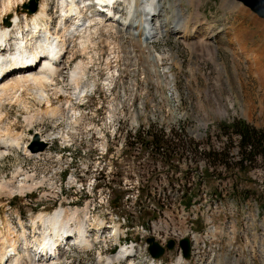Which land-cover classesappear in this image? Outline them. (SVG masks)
I'll return each instance as SVG.
<instances>
[{
  "label": "rangeland",
  "instance_id": "1",
  "mask_svg": "<svg viewBox=\"0 0 264 264\" xmlns=\"http://www.w3.org/2000/svg\"><path fill=\"white\" fill-rule=\"evenodd\" d=\"M55 1H46L49 20L54 23L59 15ZM176 1L179 12L191 15L190 29L200 28V35L177 38L172 35L174 30L162 24L164 16L171 15L170 0L159 3L156 36L150 41L141 39L140 43L139 35H130L129 28L114 32L95 20L100 30L89 49L93 63L86 70L87 79L79 85L86 90L93 86L94 92H87L80 105L73 104L78 100L69 75L86 57L77 42L71 43L60 63L57 83L73 98L77 120L69 118L60 106L66 97L58 96V86L48 93L52 105L64 114L56 119L37 116L29 130L25 118L37 109L44 110L34 92L19 95L27 103V112L20 106H5L7 117L1 128L23 133V144L33 132L41 131L52 145L40 155L41 160H27L21 150L0 159V183L18 190L15 178L21 168L23 173L35 175V184L41 186L26 199L10 198L0 191V214L6 202L21 213L56 207L61 192L64 198L60 201L66 206L78 201L83 205L86 192L73 186L72 176L87 182L103 177L104 189L99 194L109 190L110 198L104 203L123 218L130 228L129 238L142 240L137 243L140 246L151 237L162 246L176 241V253L163 256L165 262L174 264L179 255L177 242L194 234L190 264H264L263 161L258 160L251 169L248 164L244 169L236 166V144H227L228 138L220 135L217 127L242 120L264 132V20L230 0ZM125 6L121 12L128 3ZM203 22L212 28L207 29ZM108 69L116 71L112 82ZM108 82L111 86H106ZM159 135H167L169 140L166 143L164 136L159 138L167 146L163 158L148 143L143 145ZM192 145L200 147L193 149ZM208 150L230 151L235 159L228 163L229 168H223L205 157ZM17 180H23L22 175ZM252 189L257 195L251 194ZM150 192L165 198V206H150L152 199L146 200ZM44 193L50 197L45 198ZM94 193L99 196L97 190ZM93 206L95 215L99 204H92L91 210ZM137 226L144 228L138 234ZM93 260L92 252L88 256L66 253L57 264H93Z\"/></svg>",
  "mask_w": 264,
  "mask_h": 264
},
{
  "label": "bare ground",
  "instance_id": "2",
  "mask_svg": "<svg viewBox=\"0 0 264 264\" xmlns=\"http://www.w3.org/2000/svg\"><path fill=\"white\" fill-rule=\"evenodd\" d=\"M26 1L27 0H0V42H3V46L5 47L4 49H2V51H15V53L19 55L28 54L32 58L31 61L26 63L27 65L17 67L18 70H16V68L11 66L10 64V62L16 61V57H12L11 52L8 53L7 57L0 63V76H2V80L0 81V159H4L13 150H21V154L27 159H41L40 152L32 153L28 149L27 144L22 143L23 133L18 134V132L14 128L7 126L1 128L3 120L7 117V113L4 112L6 105L20 106L27 112V103L25 104L22 99H19V95L23 92H34V96L37 98V100L39 99V102L42 104V106H44V110L36 108L37 110L33 115L25 118L27 130L33 128V123L36 120L37 116L43 115L45 117L56 119L62 117V115L64 114L63 110L64 112H67L66 115L69 118L71 117V119L74 121L77 120L79 118V114L74 111L75 108L73 109V104L78 105L80 100L84 101L87 97V92L91 95L94 92L93 86L89 90H86L83 87L85 89L84 90L80 88L79 85L80 82L87 79L86 70L90 69V65H92L93 63V56L90 55L89 49L94 47L92 39L98 34L100 30V23H98L99 21L97 22L95 20H101L103 26L107 27L106 30L109 29L114 32L116 30L118 31L119 29L122 30L120 27L128 26L127 28L131 30L129 31L131 32V34H129L133 36L135 33L138 34L140 43L141 39L150 41L156 36L157 27H155L156 25L154 24V20L155 17H158L160 15L161 12L159 3H161L162 1L164 2L165 0H94L98 6H90L88 8H86L88 1L94 2L93 0H56V12H59V15L57 17V22L54 28H52L51 26L52 21L49 20L50 15L48 14V12L50 11V7L48 2H46L47 0H41L38 11L32 16H27L25 14L20 15L16 13L17 7L20 8L21 5ZM230 1L241 4L235 0ZM117 2H122L124 6L126 3H128V8L125 11V15L119 16L120 12L113 11L112 9H106L111 5H115ZM169 4L168 5L171 10V15L164 16L165 22L162 24L168 26L164 27H167L172 31L174 30L175 24L178 25L179 29H181V32L179 30V33L182 34V36H180L179 38L186 39L195 37V34L199 33L200 31H197L196 29L192 31L190 29L189 23L191 22V15H185L183 11L179 12L176 0H170ZM88 10H90L89 15H92V18L90 19L87 15ZM105 13L106 15H103ZM96 14H102L103 16H99L96 18L95 16H93ZM8 15H11L10 22L12 25L10 27H6L3 24V19ZM110 18H113L114 20H111ZM156 21H158V19ZM201 24L208 26L207 29L212 28V25H210V23L206 24L205 22H203ZM175 28H177V26ZM178 28L175 32H178ZM166 31L167 30H165V32ZM214 34L215 32H211V36H214ZM74 41L77 42L78 49L81 55L83 57H86V61L80 60L77 64H75L74 70L71 71L69 75L73 94H76L74 96L75 100H78V102L72 104V101L74 102L73 98H71V95L69 96L66 91L62 90L61 87H59L60 85L58 86L57 80L61 76L59 75L60 72L58 69H60V63H62V58L60 59L61 61L58 59L63 53V58L65 57V54L68 52V47H70L71 43H73ZM4 52L2 55H6V53ZM48 53H50V56L53 55L55 57V64L51 61H47L46 57H44ZM40 58H43L44 61H40L39 68H33L32 65L34 63H37ZM107 71V75L110 78L108 79L112 82L111 78H113V75L116 73V71H111V69H108ZM5 76L7 78H5ZM111 82L106 83V86H109V83ZM52 86H58L57 90L60 93V95L58 96L66 97V100H64V102L62 101L63 104L60 105L63 110L60 107H54V105H52V97H50L48 93V89H50ZM59 102L61 103V101ZM249 115L247 112L245 113V116H247V118L249 117ZM34 133L37 134L39 138H41L40 140L42 142L50 144V142H47V140H45L46 136L43 137L41 131ZM65 138L67 139L66 135ZM21 175L23 177V180H17V178L21 177ZM34 178L35 175L30 176L28 173H23V170L20 168L15 178L17 180H15V182L17 183L16 188H18V190L15 188L13 189L11 187V184L9 183H0V191L10 196L19 195L24 197L26 193H33L35 190L41 187L40 184H35ZM73 179L74 181H76L74 177ZM94 181L95 180H92L85 185V192H92L94 188ZM28 182L31 183L29 184ZM81 186L82 184L76 185V187ZM22 190L23 192L25 190L27 191L22 193ZM72 205L73 207H75L73 208L75 209V211L67 208L58 209L52 214H43L31 219V224L34 227L33 230H40V234L36 239H34L35 243H38L40 239L45 240L46 238H49L51 240H59V242H65L66 240L63 237V231L66 229H71V223L74 225V228L70 231V234H72L74 237L69 238H76L75 242L79 240L81 241L83 239L89 242L88 235H90L89 238L92 241L97 235L102 233L100 232L101 230L95 228V224H93V228L90 227V230L92 231L88 234L87 221L79 217L72 218V216H77L79 212H83L85 210H78L76 209L77 206L75 204ZM87 206H89V204H87ZM94 208L95 206H93V209L90 210L92 212H95L94 210H96V208ZM92 212H89L88 216L90 217V220L92 222H95V215ZM5 219H7V217ZM2 222L3 223H0V256L3 252L2 257H4V253H8L6 249L9 246H13L12 244L8 243V240L6 238V234L12 228V223L8 220H3ZM101 227L103 228L102 231L104 232L101 235V241L106 240L102 249L107 250L108 246H110L111 244L110 240L114 237L113 222L110 224L105 223ZM21 239H26L25 233L21 235ZM50 244L51 243H47L44 246H39L38 249L35 250V253L32 254V259L34 261L57 264L58 262L60 263L61 261H63L66 253H82L88 256V254H90L91 252L97 255L100 252L105 251L102 250L101 247L97 245L95 246V244L92 250L83 249L81 246L77 247L76 245L73 246L72 244L67 245L64 243L60 246V248L58 247V244L56 246H50ZM25 245L28 244L26 243ZM123 249L124 250L122 252H125L123 254L124 257L120 258L119 254V256L117 257L102 260L100 264H111L117 260H119V262L122 264H129L130 261L138 264L146 260V258L149 259L146 253V247L144 246H140L137 244V247H134V243L130 242L128 244H125L123 246ZM11 253L15 256L8 259V261H2L0 257V264H29L26 262V260L22 261V256L17 254V251L14 247H11ZM174 264L188 263L179 256Z\"/></svg>",
  "mask_w": 264,
  "mask_h": 264
},
{
  "label": "trees",
  "instance_id": "3",
  "mask_svg": "<svg viewBox=\"0 0 264 264\" xmlns=\"http://www.w3.org/2000/svg\"><path fill=\"white\" fill-rule=\"evenodd\" d=\"M218 130L220 135L226 136L228 138L227 144H236L237 148V158L236 162H233L235 156H232L230 151L226 152H216L215 150H208L205 152V157L208 159H212L213 161H217L219 165L223 168H229L228 163H235L236 166H239L241 169L245 168V165L248 164V169H251V165L256 163L258 160H262L264 164V132L258 130L247 124L242 120H234L230 123H220L218 124ZM236 138V141L234 139ZM199 145H192L193 149H198ZM264 186V183H263ZM252 195H257L255 190H251ZM249 193L245 192V194ZM151 198L152 203L150 206L158 209L160 207L165 206V198H163L160 194L154 192H150L146 194V200ZM190 199L188 200V202ZM149 207V206H148ZM261 211H264V205L262 206Z\"/></svg>",
  "mask_w": 264,
  "mask_h": 264
},
{
  "label": "water",
  "instance_id": "4",
  "mask_svg": "<svg viewBox=\"0 0 264 264\" xmlns=\"http://www.w3.org/2000/svg\"><path fill=\"white\" fill-rule=\"evenodd\" d=\"M241 3L244 7L248 8L252 13H254L258 18L264 20V0H235ZM38 2L39 0H28L27 3L23 4L19 9L17 8L16 13L26 14L31 16L38 11ZM11 15H8L4 18L3 24L6 27L11 26ZM47 147V144L40 142L39 136L35 134L32 138L31 144L28 146L29 150L33 153L42 152ZM115 203V201L113 202ZM147 244L149 245V253L154 259H159L164 254V249L155 242L154 238L147 239ZM175 246V242L170 240L167 243L166 248L169 251H172ZM179 247L182 252V257L184 259L190 258V240L184 238L179 241Z\"/></svg>",
  "mask_w": 264,
  "mask_h": 264
},
{
  "label": "built area",
  "instance_id": "5",
  "mask_svg": "<svg viewBox=\"0 0 264 264\" xmlns=\"http://www.w3.org/2000/svg\"><path fill=\"white\" fill-rule=\"evenodd\" d=\"M81 188V191H84L85 192V186H83V184H82V186L80 187ZM102 190L104 189V188H101ZM100 189V190H101ZM100 190H98V194H99V191ZM42 196H44L45 198H49L50 196L49 195H47V194H43ZM100 196V197H99ZM99 196H98V198H97V200L95 201L92 197H93V195H92V192H86V196H85V198L82 200V202L84 203V205L83 206H87V204H89L90 205V207H92V204H99V209H102V207H105L106 208V204L104 203L105 201H107L109 198H110V195H109V190H107V192H102L101 194H99ZM64 198V195H63V192H61V197L58 199V207H60L62 204L63 205H65L63 202H65V201H60V200H62ZM78 200V199H77ZM45 202H48V201H45ZM80 201H78L77 203H79ZM91 202V203H90ZM40 209H44V206H42ZM134 247H137V243H134ZM144 247H146L145 245H144ZM116 264H122V263H120L119 261L118 262H116Z\"/></svg>",
  "mask_w": 264,
  "mask_h": 264
},
{
  "label": "flooded vegetation",
  "instance_id": "6",
  "mask_svg": "<svg viewBox=\"0 0 264 264\" xmlns=\"http://www.w3.org/2000/svg\"><path fill=\"white\" fill-rule=\"evenodd\" d=\"M124 115L122 114L120 116H124ZM111 116L116 117L115 115H111ZM163 136H164V138H166V140H165L166 143L169 142L167 135H159L158 138L155 136L156 139L155 138H152L150 142H147V141L143 142V145H145V144L148 143L150 149H152V150L154 149L156 152H158L157 156H159L161 158H163V156L165 154V151H166V148H167V146H166V144H164L163 140L159 139V138H162ZM171 136H172L173 141H174V134L171 133Z\"/></svg>",
  "mask_w": 264,
  "mask_h": 264
}]
</instances>
